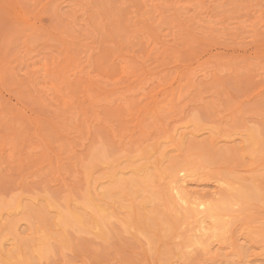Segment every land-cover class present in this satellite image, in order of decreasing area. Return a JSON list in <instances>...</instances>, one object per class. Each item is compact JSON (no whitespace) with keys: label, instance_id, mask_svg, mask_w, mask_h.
<instances>
[{"label":"rangeland","instance_id":"1","mask_svg":"<svg viewBox=\"0 0 264 264\" xmlns=\"http://www.w3.org/2000/svg\"><path fill=\"white\" fill-rule=\"evenodd\" d=\"M0 264H264V0H0Z\"/></svg>","mask_w":264,"mask_h":264},{"label":"bare ground","instance_id":"2","mask_svg":"<svg viewBox=\"0 0 264 264\" xmlns=\"http://www.w3.org/2000/svg\"><path fill=\"white\" fill-rule=\"evenodd\" d=\"M184 172V170H181L180 171V173H183ZM186 172V171H185ZM185 174V173H184ZM183 174V175H184ZM179 179V178H178ZM182 181V180H181ZM175 182V181H174ZM183 182V181H182ZM177 183V182H176ZM185 183V182H184ZM180 181L178 182V185H174L173 186V183H172V186L173 187H171L172 188V191L173 192H171L170 190V193H172V195L174 194V198H175V200L174 201H176V202H174L175 203V205L177 204V205H179L181 208H183L184 210H187V209H190V210H193V214H195V217L197 218L198 216H201V215H203V214H205L206 216H205V218H206V220H208V219H210L211 221H210V223H206V220L204 219V216H203V219L202 220H200V221H198L197 223H199L198 224V228L197 229H199L200 231H197V229H195V231L198 233L199 232V234H200V232L202 231V234H204L205 236L207 235V226H208V224H211V222H213L212 221V219L213 218H215V217H217V215H219V213H217V211L219 212V209L217 208L216 209V207H217V205L215 204V205H213L212 203V205L210 204V202H208V200H204V199H202V198H200V197H198L197 199H194L190 194H189V196H188V193L186 192V190H183V189H180V185L182 184H180ZM183 187H184V185H183ZM187 194H186V193ZM199 196V195H198ZM192 197V198H191ZM172 198H173V196H172ZM173 198V199H174ZM191 199H194V200H191ZM199 199H202V200H199ZM212 201V200H211ZM234 202V201H233ZM98 204V203H97ZM177 205H176V207H177ZM211 205V206H210ZM214 206H216V207H214ZM232 206V205H231ZM180 209V208H179ZM181 210V209H180ZM188 211L189 213L191 212V211ZM182 211V210H181ZM221 214V213H220ZM223 212H222V218L223 217H225V215L226 214H224V216H223ZM192 215V214H191ZM193 218H194V216H193ZM217 218H219V217H217ZM195 219V218H194ZM197 219H199V217L197 218ZM220 219V218H219ZM224 219V218H223ZM218 220V219H217ZM221 220V219H220ZM194 221V220H193ZM219 221V220H218ZM223 220H221V222H222ZM195 222V221H194ZM224 222V221H223ZM222 222V223H223ZM206 223V225H204ZM214 224V223H213ZM218 223H216V225H217ZM224 224H225V222H224ZM223 224V225H224ZM215 225V229H214V227L213 226H211V227H213L212 229H214L215 231L214 232H216V230H217V228L219 229V227H218V225L216 226ZM220 226V225H219ZM222 226V225H221ZM223 227H221V229H222ZM210 230V229H209ZM195 232V233H196ZM210 232H213V230L212 231H210ZM198 234V235H199ZM210 234V233H209ZM195 235V234H194ZM193 235V236H194ZM198 235L196 234L195 236H197L198 237ZM214 235V234H213ZM204 237V236H203ZM207 237V236H206ZM201 238V237H200ZM200 238H199V240H200ZM205 238V237H204ZM198 239V238H197ZM199 242V241H198ZM188 249V248H187ZM18 256V255H17ZM20 257V256H19Z\"/></svg>","mask_w":264,"mask_h":264}]
</instances>
